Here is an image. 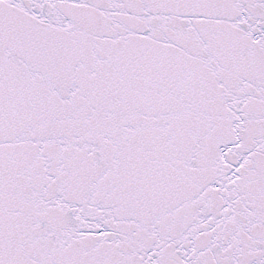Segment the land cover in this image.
I'll use <instances>...</instances> for the list:
<instances>
[{
    "label": "snow or ice",
    "instance_id": "1",
    "mask_svg": "<svg viewBox=\"0 0 264 264\" xmlns=\"http://www.w3.org/2000/svg\"><path fill=\"white\" fill-rule=\"evenodd\" d=\"M0 264H264V0H0Z\"/></svg>",
    "mask_w": 264,
    "mask_h": 264
}]
</instances>
